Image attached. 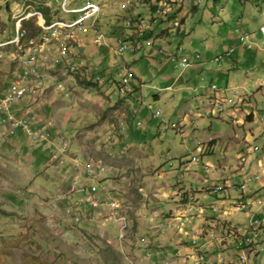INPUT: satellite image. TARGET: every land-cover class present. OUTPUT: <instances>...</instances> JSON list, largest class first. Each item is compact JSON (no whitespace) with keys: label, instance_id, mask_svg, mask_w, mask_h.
<instances>
[{"label":"rangeland","instance_id":"1","mask_svg":"<svg viewBox=\"0 0 264 264\" xmlns=\"http://www.w3.org/2000/svg\"><path fill=\"white\" fill-rule=\"evenodd\" d=\"M70 1L80 5L84 0H67L68 8ZM96 1L105 12L101 22L110 19L100 29L110 33L113 25L111 48L106 53L109 69L97 67L101 55L94 54L89 37L83 41L90 47L82 55L69 48L71 35L83 38L77 33H86L88 28L86 32L79 26L60 30L68 32V39L61 41L57 37L52 40L49 33V43L24 36L13 43L0 42V87L11 72H20L23 55L37 49L39 70L47 86L43 90L35 85L36 100L23 106L33 109L31 114H37L52 131L48 141L34 142L22 131L7 137L0 127V264L239 263L240 252L234 255L226 240L229 234L235 238L231 226H239L244 219V211L236 209V194L264 198V50H246L238 37L240 33L260 37L264 0H165L171 10L172 33L148 46L138 36V25L133 24L127 36L139 41L140 48L121 56L112 50L117 39H125L127 33L120 22L127 17L136 22V11L148 19L163 1ZM61 2L62 13L54 16L66 21H56H71L76 13L64 12ZM46 4L55 11L56 0H0V38L14 25V39L20 20ZM39 17L31 18L40 27L45 19ZM163 41L170 44L168 53L181 45L177 50L182 47L188 57L199 53L200 58L182 68L174 56L159 53ZM55 43L54 52L41 57L40 52L53 51ZM60 43L66 44L76 69L69 70L67 62L57 55ZM228 50H232L229 56L233 61L242 58V53L254 51L252 61L242 62L249 67L247 78L254 84L243 79L228 90L218 88L210 95L209 83L213 80L220 85L224 81ZM218 55L222 56L220 63L214 60ZM56 59L59 63L55 64ZM234 65L237 68L236 62ZM125 67L136 73L137 84L141 83L136 106L131 95L115 92L114 79L118 80ZM95 74L101 76V81L95 79V86L82 84ZM187 79L191 80L189 86L185 85ZM198 87L207 90H193ZM233 92L237 97L227 105ZM201 93L205 100L199 105L201 96H197ZM156 94L160 99L154 98ZM215 102L221 107L216 108ZM147 105L160 109L161 115L152 118ZM9 138L17 139L23 147L14 149L8 145ZM192 155L198 157L196 163L190 162ZM91 164L106 169L94 180L103 191L116 196L126 219L127 232L121 241L106 206L95 211L84 201L78 205L79 186L93 182L84 177L85 168ZM258 174L260 179L256 180ZM247 179L254 180L239 191ZM74 209L80 213L78 221L73 220ZM172 218L175 226L185 225L186 219L189 226L193 224L197 246L182 232L191 230L173 227L169 222ZM212 232L216 237L209 238ZM257 234L262 238L264 228ZM201 256L203 261L198 263ZM249 264H264V252Z\"/></svg>","mask_w":264,"mask_h":264},{"label":"built area","instance_id":"2","mask_svg":"<svg viewBox=\"0 0 264 264\" xmlns=\"http://www.w3.org/2000/svg\"><path fill=\"white\" fill-rule=\"evenodd\" d=\"M56 3L59 7V0H56ZM68 6L69 5H67L65 9H68ZM100 10L101 7L91 8L87 12L72 14L73 17L71 18V23L78 24L80 29H85V32L87 28L96 29L95 21L99 17ZM83 17H90V24H83ZM128 21H133V19L127 18V28ZM258 31L260 33V37L263 38V45H254L253 37H255V34L247 33L239 34V44L246 49H254L255 47H258L264 50V17L260 21ZM61 35L62 33L58 32L57 29H55V36H57L60 41ZM33 38L34 37H31V39ZM96 39L103 40V37L101 34L96 33ZM124 41L127 40L121 38L117 39V45L112 49L115 56H121L125 52L123 49ZM133 44L135 45V49L140 48V43ZM50 53H52L51 50L47 52H40V55L41 57H48V54ZM174 58L179 61L178 64L182 68H185L192 63H195V61L199 59V55L196 54L195 56H193V62H184V54L175 53ZM216 60H219V58H217ZM56 63L57 62L55 61V64ZM100 78V75L96 74L94 76V79H96L97 81H100ZM117 78L120 79V84L129 83L130 87L134 91V86L131 81L132 74L128 69H125L123 72L118 73ZM36 84H43L44 90L47 86V79H41L39 75V68L33 65V73L13 72L12 79L11 81H9L8 85L6 87L4 86V89H0V127L5 130V135L7 137L15 135L16 131H22V133L26 137H29L34 142L48 141L47 139L51 138L52 131L49 128L50 126L43 123L41 118L37 117V114L34 113L32 115L31 112H33V109L23 106L26 103L33 104V102L36 100L34 96ZM209 87L212 91L218 89L215 83H211ZM235 93L237 92L232 93V100H227V104L234 101V99L237 97ZM215 103L216 108L221 107L219 106L220 104L218 102ZM146 108L150 110L152 118H156L161 115L160 109H150V105H147ZM210 111L211 110H209L208 112L211 113ZM40 128H47L48 138L40 137ZM197 148L201 149L200 143H197ZM197 161L198 157L192 155L190 158V162L196 163ZM102 173L103 171L96 164H91L85 168L84 177L91 178L93 182H91V184L87 186H79L81 187V198L78 199V205L82 204L84 201L90 208H97L101 205L106 206L107 216L109 217L111 224L117 227L116 236L117 238H120L121 241L125 238L127 232L125 231L126 219L124 215L119 211V205L117 202L118 199L116 198V196L114 198V196L109 195L111 194L109 191H103L102 186L94 180L95 177ZM259 179L260 176L258 174V178H256V180ZM247 180L243 181L242 184L238 187L239 191L240 189L246 187L247 182L254 179ZM82 198H84V200H82ZM235 201L237 205L236 209L238 211H244V219L241 220L242 224H240L239 226H231V229H235V238H229V244H231L232 250H235V252H240V255H244V263L237 264L253 263L254 260H257L260 252H264V236L261 238V242L259 244H251L252 230L257 227L258 224H264V198L251 195L248 197H241L240 199H237ZM72 216L73 220H80V213H77L75 209ZM169 222H173V227H178V230L186 229L185 227L187 226L191 230V232H189L190 235L188 237V242L190 244L191 242H193V230H195L193 224L189 226V222H187V219L185 225L183 226H175V218L170 219ZM164 224L165 223L161 222L162 227ZM219 234L220 236H222L220 231ZM211 237H216L214 236L213 232L209 235V238ZM146 254H149V252L146 251ZM202 259L203 256L198 258L196 261L200 263L201 261H203ZM221 260L223 261V258L220 259V261ZM227 262L228 261L226 260V263Z\"/></svg>","mask_w":264,"mask_h":264},{"label":"crops","instance_id":"3","mask_svg":"<svg viewBox=\"0 0 264 264\" xmlns=\"http://www.w3.org/2000/svg\"><path fill=\"white\" fill-rule=\"evenodd\" d=\"M87 1V2H86ZM161 1H163L162 3H160V4H157V8H154L155 9V11L152 13V15H150L149 17H148V19H145V23H144V25H140V22L138 23V22H133V21H128V22H130L131 23V26H128V28H131L132 26H133V24L134 25H138V28H139V32H138V36H141L144 32H146L149 36L145 39V43L148 45V46H151L152 45V41L153 40H155L156 38H163V37H165V36H168V35H170L171 33H172V29H171V25L173 24V22H171V21H169V18H170V15H171V10H170V8H169V3L168 2H166L165 0H161ZM70 3H71V6L68 8L69 10H76L77 8L78 9H80V8H82V6H84V5H87V4H89V3H93V4H96V5H99L100 7H101V10H100V13H99V17L96 19V21H95V27H96V29H93V28H88V29H90L89 31H87L86 33H77V34H79V35H83V38L81 37V38H75V36H72V38L69 40V48L70 47H72L73 49H75V55H78V56H80V55H82V53H83V51L85 52V51H87L88 50V47H90V45H93L94 46V54L96 55H101V59H100V61H98L97 62V67H106V68H108L109 69V66H110V64L106 61L107 60V55H106V53H107V49H109V48H111V47H109V46H111V44H110V41H111V32L113 31V25H112V28H110V30H111V32H110V30H109V32L110 33H104L101 29H100V26L101 25H103L102 23L103 22H105L107 19H109V17H107V18H105V20H102V22H101V16L103 15V16H105V12H104V10H103V8H102V6L96 1V0H84L82 3H84V4H80V5H76L77 4V2H75V5H74V2H71L70 1ZM72 3H73V5H72ZM49 5V4H48ZM58 5V4H57ZM165 7V8H164ZM59 8H60V5H59ZM153 9V10H154ZM167 11V12H166ZM34 12V11H33ZM33 12H29V13H33ZM36 12V11H35ZM126 12H127V10H126ZM28 13V12H27ZM161 14V15H160ZM160 15V16H159ZM31 16V15H30ZM33 16V15H32ZM141 16V19H143V17H142V15H140ZM139 17V12L138 11H136V13H135V15L133 16V18H138ZM264 17V15L262 16V18ZM53 18V21H55V20H62V21H66V20H64L63 18L62 19H58V17L56 18V16H53L52 17ZM84 19H83V22L85 23V24H90V17H83ZM127 18H129V17H127ZM141 19H140V21H141ZM153 19H157V21L155 22V23H153ZM69 20H71V18L69 19ZM110 20V19H109ZM56 22H58V21H55V22H53V23H56ZM69 22H71V21H68V22H65V23H67V24H72V23H69ZM127 22V20H125V21H122V22H120L121 24H122V26L123 27H125V28H127L126 27V25H125V23ZM52 23V24H53ZM83 23V24H84ZM120 24V25H121ZM76 26H78V24L77 25H75V27ZM74 27V26H73ZM135 27V26H134ZM70 28H72V27H70ZM128 28H127V33L124 35V38H125V40H127V43L128 44H130L131 46H135L133 43H139V41H136V40H131V39H129L128 37L129 36H127V34H128ZM68 29V28H67ZM92 29L93 30H96V31H92ZM62 30H65V29H62ZM167 30V31H166ZM84 31H85V29H84ZM83 31V32H84ZM161 31H165L163 34H159V32L161 33ZM181 32V31H180ZM95 33H98V34H101L102 35V37H103V40L102 39H96L95 41H94V39H93V41L91 40V37L92 38H94V35H95ZM67 34H68V32L67 31H64V32H62V35H61V40H66V39H68L67 37ZM85 35H88V36H85ZM157 35V36H156ZM137 36V37H138ZM86 37V38H85ZM90 38V42H88V43H91L90 45L88 44H86V40L85 41H83L84 39H87V38ZM259 39H260V37L257 39L256 37H253V40L254 41H256V42H258L259 41ZM52 40H55V38H53ZM102 41V42H101ZM49 43V42H48ZM54 43V42H53ZM93 43V44H92ZM52 44V43H51ZM162 44H164V46H163V48H160V50H159V53H161V54H165V55H171V57L172 56H175V52L177 53V48H178V46H181V45H176L175 47H174V51H173V53H168V49L167 48H170V44L169 43H167L166 41H163V43ZM52 52H54V49L56 48V43L55 44H53L52 45ZM92 47V46H91ZM77 48V49H76ZM171 49V48H170ZM59 50V49H58ZM232 52V50H228V52H226L225 53V55H230V53ZM245 52V51H244ZM253 53H254V51H249L247 54H244V56H243V53H242V58H239V59H237L236 61H233L232 59H231V56H229V61H227L228 62V66H225L224 67V71L222 72L223 73V78H224V81H222V83H220V85H217V87L218 88H221V89H225V90H228V88H229V86H232V85H234L235 83H237V82H241V80H245L244 82H248L249 83V85H251L252 83L254 84V82H253V80L252 79H250L249 80V78H247L248 76V74H249V71H248V69H249V67L248 66H246V64H242V62L244 61V63H246V61H252V57H254V56H251V55H253ZM59 54L62 56V54H61V51L60 52H58L57 53V55L59 56ZM196 54H198L199 55V58H200V54L199 53H196ZM195 54V55H196ZM69 55H70V52H69ZM187 55V54H186ZM185 55V56H186ZM195 55H191V57H188V56H186L187 58H189V60L190 61H192L193 62V56H195ZM220 57H222V56H220V55H218V56H215V58H214V60L217 62V63H220V61H221V58ZM174 58V57H173ZM217 58H219V60H216ZM61 61H65V62H67L65 59H61ZM232 61V62H231ZM56 62L57 63H59L58 61H57V59H56ZM70 62L71 63H75L74 62V60H73V58H71V60H70ZM230 62H231V66H230ZM234 62H236L237 63V68L235 67V65H234ZM125 66H126V64H124ZM189 66H191V65H189ZM250 66H252V65H250ZM244 68H246V69H244ZM125 69H127V67H125ZM125 69H123V71L125 70ZM19 70V69H18ZM128 70L131 72V74H132V79H131V81H132V84H133V86H134V91H133V93L131 94V97H132V101L131 102H133V104H135V106H136V102H138V99H137V91L139 90V88H140V86H141V83H139V84H137V82H138V80H137V78H136V73H134V72H132L129 68H128ZM122 71V72H123ZM110 74H112L111 73V71H108ZM96 75V74H95ZM112 77H114L113 75H112ZM118 80H119V78H118ZM250 82H249V81ZM116 83H117V80H116ZM116 83H115V85H116ZM191 83V80L190 79H187V81H186V86H189V84ZM211 83H215V81H213L212 80V82H210L209 83V85L211 84ZM261 83V82H260ZM247 84V83H246ZM248 85V86H249ZM166 88H169V86H166ZM189 88V87H188ZM210 87L208 86V89H209ZM115 89H116V86H115ZM200 89V92L201 91H206L207 90V88H205V87H203V88H201V87H198V88H193V90L194 91H197V90H199ZM38 91V90H37ZM136 92V93H135ZM208 92H209V94L210 95H212L213 94V91L211 90V89H209L208 90ZM207 92V93H208ZM35 93H36V91H35ZM206 93V94H207ZM136 94V95H135ZM208 94V95H209ZM216 94H218V93H216ZM158 95V96H157ZM231 95V94H230ZM229 95V96H230ZM196 96V95H195ZM201 96V98H202V100H201V98L199 99V105H201V103H203V99L205 100V96H204V93L202 94H200V95H198L197 97L199 98ZM210 97H212V96H209V98ZM154 98L155 99H160V95L159 94H156V95H154ZM230 98H232V96H230V97H228V99L227 100H230ZM142 101V100H141ZM212 101V100H211ZM215 105H216V103H215ZM228 105V104H227ZM139 109H140V107H139ZM141 111V113L143 112L142 110H140ZM209 111V110H208ZM206 112V113H208V114H210L209 112ZM133 112H136V109H135V107H133ZM131 113H132V109H131ZM147 113V112H146ZM139 122V121H138ZM137 122V123H138ZM140 123V122H139ZM3 134H5L4 132H3ZM24 135V134H23ZM16 141H14V139H12V138H9V142H8V145H10V146H12V147H14V149H16V148H18V147H23V145L21 144H19L18 145V141H17V139H15ZM24 140V139H23ZM1 142H4V141H1ZM35 146V145H34ZM97 166H99V165H97ZM78 193H80V198H81V192L79 191ZM92 209V208H91ZM95 211H96V208H95ZM193 213L194 214H196V209L193 211ZM182 232H185V236L184 237H186L187 238V240H188V236H186V234L187 233H189L187 230H185V231H182ZM193 234H194V230H193ZM199 243L200 244H202V243H204V242H200V239H199ZM177 251H179V249H176V252ZM158 252H159V250H158ZM234 252H235V250H234ZM236 253L237 252H235V254L234 255H236Z\"/></svg>","mask_w":264,"mask_h":264},{"label":"bare ground","instance_id":"4","mask_svg":"<svg viewBox=\"0 0 264 264\" xmlns=\"http://www.w3.org/2000/svg\"><path fill=\"white\" fill-rule=\"evenodd\" d=\"M59 1H62L61 2V7H62V10L66 13H71V11L73 13H79V12H87L89 11L91 8H99L100 6L99 5H96V4H93V3H89L85 6H83L82 8L80 9H76V10H69V9H65L67 7V0H59ZM165 8V7H164ZM167 12V11H166ZM31 15V14H30ZM28 16L27 18H23V19H29L31 17H35V16H40L39 18L40 19H43V14L41 12H35L33 14V16ZM27 16V15H26ZM86 18V17H85ZM23 19H21L20 21H22ZM45 19V18H44ZM84 19V18H83ZM42 21V20H41ZM56 21V20H55ZM54 21V22H55ZM157 21V19H153V22L155 23ZM53 23V22H52ZM51 25H46L45 22L41 23L40 27L49 32L50 33V36L51 38H56L57 36H55V29H57V31L59 32L60 30L62 29H67V28H70V27H75V25L77 24H67L65 22H56V23H53ZM71 23V22H69ZM139 23V22H138ZM144 18L141 19L140 21V25H144ZM125 25H127V22L125 23ZM128 26H131V23L128 22ZM55 28V29H54ZM84 30V29H83ZM82 32V31H81ZM48 34L44 35L43 39H44V42H50L51 38L49 36H47ZM22 36H24L23 33H20L19 30L17 32V36L11 40V43L13 42H16L18 41ZM42 39V40H43ZM102 42V41H101ZM61 44V43H60ZM253 44L254 45H263V38L260 37L259 41L256 42L253 40ZM1 45V44H0ZM66 44L62 43L61 46H60V50H61V54H62V58L65 59L67 61V64H68V67H69V70H74L76 69V66L73 65L70 60H69V52H68V49L66 48L65 46ZM123 49L125 52L127 51H133V49H135L133 46H131L130 44L127 43V41H124L123 42ZM41 51V50H40ZM185 50L180 47L178 50H177V53L178 54H184V62H192L189 60V58H187L186 55L185 56ZM37 49L31 51L30 53H26L23 55V58H22V61H21V70L19 69L20 73H33V65L35 67H38L39 68V54L37 53ZM57 61L59 62V60L57 59ZM33 63V65H32ZM41 69V68H40ZM15 72V71H14ZM39 75L41 77V79H44V73H42L40 70H39ZM97 81V80H96ZM100 81H101V78H100ZM99 82V81H98ZM36 85H39V86H42V84H36ZM59 86H61V84H59ZM116 89H115V92L118 93V94H125V95H128L130 93L133 92L132 88L130 87V84L129 83H121L120 84V79L117 80V83H116ZM0 89H3L2 87H0ZM42 89V88H41ZM139 123V122H138ZM137 123V124H138ZM140 124V123H139ZM40 137L41 138H48V131H47V128H40ZM103 172L106 170L104 167L100 166L99 167ZM258 178L255 177V179ZM79 191L81 192V187L79 189ZM80 195V193H78ZM75 221H78V220H75ZM184 223V222H183ZM170 224V223H169ZM168 226V225H167ZM264 228V224H258L257 227H255L252 232H251V244H259L261 242V237L257 238L259 235L257 233H260V231H262ZM226 231V230H225ZM227 233V232H226ZM229 238H234L233 235H228V237L226 238V240L229 242ZM144 240V239H143ZM143 242V241H142ZM194 246L196 245L197 246V243L198 241L196 240V238H193V242ZM146 245H149V244H146ZM199 245V244H198ZM203 246V245H202ZM204 247V246H203ZM197 248V247H196ZM157 253L158 250H157ZM237 261L239 263H244V255H240L239 253V256L237 257Z\"/></svg>","mask_w":264,"mask_h":264},{"label":"trees","instance_id":"5","mask_svg":"<svg viewBox=\"0 0 264 264\" xmlns=\"http://www.w3.org/2000/svg\"><path fill=\"white\" fill-rule=\"evenodd\" d=\"M55 6H56L55 11H52L51 10L52 9L51 4L50 5H48V4L42 5V6H40V7L37 8V11H39V12H41L43 14V17L45 18L46 25H51V23L53 22V18L52 17L54 15H58V13H62L60 11V8L58 7V5L55 4ZM140 19H141V16L139 15V17L135 21L136 22H140ZM125 20H127V18ZM18 30L20 32H24V38L23 39H26V40H31V37H34L36 39L40 37L41 39H43V31H45L41 27H39V26H37L35 24V21L33 20V18L23 19L21 21V24H20ZM46 34H49V32L45 31V35ZM13 36H14V25L12 26V30H11L10 33H8V34H6V36H3V37L0 38V42L1 41H10V40L13 39ZM148 36L149 35L146 32H144L141 35L140 38L146 39ZM244 49H246V48H244ZM246 50H254V49H246ZM12 74H13V72L10 73L9 80L5 82V84L2 87L3 89H4V86L6 87L8 85V83H9V81H11ZM95 82L96 81H95L94 78H87L86 81H83L82 82V84H85L87 86H95ZM115 82H116V80L114 79V83ZM132 93H130V94L126 95V96H129ZM211 151L212 150H210V152ZM241 197H243V194L241 192H239V193L236 194V199H240Z\"/></svg>","mask_w":264,"mask_h":264}]
</instances>
